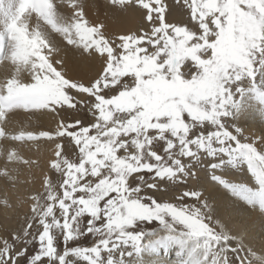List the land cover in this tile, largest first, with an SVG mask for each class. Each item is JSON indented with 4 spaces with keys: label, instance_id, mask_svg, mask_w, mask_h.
<instances>
[{
    "label": "snow or ice",
    "instance_id": "obj_1",
    "mask_svg": "<svg viewBox=\"0 0 264 264\" xmlns=\"http://www.w3.org/2000/svg\"><path fill=\"white\" fill-rule=\"evenodd\" d=\"M91 6L0 0V141L54 146L0 264H264V0H109L119 33Z\"/></svg>",
    "mask_w": 264,
    "mask_h": 264
},
{
    "label": "bare ground",
    "instance_id": "obj_2",
    "mask_svg": "<svg viewBox=\"0 0 264 264\" xmlns=\"http://www.w3.org/2000/svg\"><path fill=\"white\" fill-rule=\"evenodd\" d=\"M109 0H92V6L87 10L90 20L99 18L104 21L114 33H119L133 26V19L105 7ZM53 41L60 43L61 38L54 34ZM13 71L10 64H0V80L6 79ZM27 75L26 73L24 74ZM249 110L240 127L248 128L251 132L264 129V101L255 94L247 98ZM51 117L26 115L22 110L5 125L8 133L35 132L37 122L50 126ZM239 123V119H237ZM46 129V128H45ZM53 146L43 142L18 143L14 139L5 138L0 141V225L16 226L32 204L29 194L37 192L42 187V179L48 172V162L52 157ZM10 161V162H8ZM218 175L240 182L239 173L235 170H217ZM247 175V173H245ZM255 219V217H254ZM4 232L0 230V236ZM170 259H175L174 252Z\"/></svg>",
    "mask_w": 264,
    "mask_h": 264
},
{
    "label": "rangeland",
    "instance_id": "obj_3",
    "mask_svg": "<svg viewBox=\"0 0 264 264\" xmlns=\"http://www.w3.org/2000/svg\"><path fill=\"white\" fill-rule=\"evenodd\" d=\"M55 33H51V39H52V37H53V35H54ZM57 35V34H56ZM53 40V39H52ZM23 111V113H26V115H33L31 112H26V111H24V110H22ZM38 114V113H37ZM37 114H35V115H37ZM34 115V116H35ZM52 123V122H51ZM49 127H55V124H51L50 126H43L42 124H40L39 122H37L36 123V125H35V132H39V131H41V130H46L47 128H49ZM46 128V129H45ZM38 142H43V143H48L47 141H44V140H41V141H38ZM49 144V143H48ZM51 145V144H50ZM53 146V145H52ZM54 147V146H53ZM229 169H231V168H229ZM42 191V187H41V189L39 190V191H37V192H35V193H39V192H41ZM27 215H29V211L27 212V213H25L24 214V216H27ZM23 216V217H24ZM20 222V221H19ZM18 222V223H19ZM3 235H5V233H3L2 234V236Z\"/></svg>",
    "mask_w": 264,
    "mask_h": 264
}]
</instances>
